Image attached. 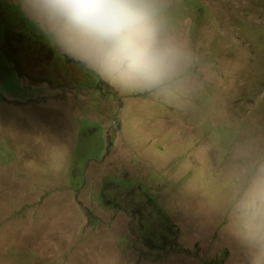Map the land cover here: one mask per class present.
Segmentation results:
<instances>
[{
    "label": "rangeland",
    "instance_id": "obj_1",
    "mask_svg": "<svg viewBox=\"0 0 264 264\" xmlns=\"http://www.w3.org/2000/svg\"><path fill=\"white\" fill-rule=\"evenodd\" d=\"M149 4L162 57L133 78L0 0V264H264V0ZM151 200L169 251L140 241Z\"/></svg>",
    "mask_w": 264,
    "mask_h": 264
},
{
    "label": "clouds",
    "instance_id": "obj_2",
    "mask_svg": "<svg viewBox=\"0 0 264 264\" xmlns=\"http://www.w3.org/2000/svg\"><path fill=\"white\" fill-rule=\"evenodd\" d=\"M63 43L110 72L156 73L162 52L149 28V0H44Z\"/></svg>",
    "mask_w": 264,
    "mask_h": 264
},
{
    "label": "trees",
    "instance_id": "obj_3",
    "mask_svg": "<svg viewBox=\"0 0 264 264\" xmlns=\"http://www.w3.org/2000/svg\"><path fill=\"white\" fill-rule=\"evenodd\" d=\"M76 65L80 68L82 75L85 76L83 87H86L87 90L91 89L93 93H99L101 83L98 81V78L92 76L93 74L90 71L86 70L84 66L77 63ZM83 136L84 133L82 134L81 138H83ZM100 199L101 198H99V200ZM147 207L152 211L154 216V212L156 211L157 216L162 220V226L157 224V228L161 229L162 232L159 234L154 233V229L146 228L143 224H141L140 241L145 246L150 247L153 251H169V249L175 244L178 229L168 222L166 214L162 212L163 210L160 207L156 206L152 202V200L147 204ZM151 256L155 257L153 255Z\"/></svg>",
    "mask_w": 264,
    "mask_h": 264
}]
</instances>
